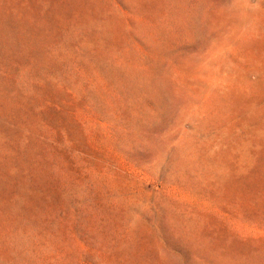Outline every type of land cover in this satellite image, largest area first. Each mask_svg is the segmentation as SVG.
Here are the masks:
<instances>
[{"label": "rangeland", "instance_id": "rangeland-1", "mask_svg": "<svg viewBox=\"0 0 264 264\" xmlns=\"http://www.w3.org/2000/svg\"><path fill=\"white\" fill-rule=\"evenodd\" d=\"M0 264H264V0H0Z\"/></svg>", "mask_w": 264, "mask_h": 264}]
</instances>
